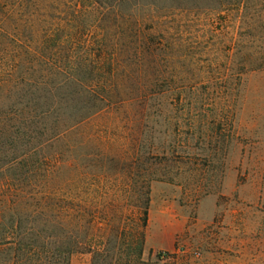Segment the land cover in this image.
<instances>
[{
    "label": "rangeland",
    "instance_id": "rangeland-1",
    "mask_svg": "<svg viewBox=\"0 0 264 264\" xmlns=\"http://www.w3.org/2000/svg\"><path fill=\"white\" fill-rule=\"evenodd\" d=\"M117 1L121 16L103 23L93 3L0 4V184L28 178L61 197L72 181L75 206L0 211V264H264V71L234 60L264 51L263 34L234 0ZM101 28L106 55L123 61L108 79L122 104L71 130L75 63L86 41L96 52ZM137 30L157 41L153 68L129 57ZM113 215L125 219L119 237L102 219ZM81 216L95 220L79 228ZM104 248L113 261L94 263Z\"/></svg>",
    "mask_w": 264,
    "mask_h": 264
},
{
    "label": "trees",
    "instance_id": "trees-1",
    "mask_svg": "<svg viewBox=\"0 0 264 264\" xmlns=\"http://www.w3.org/2000/svg\"><path fill=\"white\" fill-rule=\"evenodd\" d=\"M13 0H0L1 3H10ZM22 4L25 0H14ZM38 1V0H37ZM44 4H47L49 8H54L58 0H42ZM76 6H84L86 3H93L102 6L106 9L102 15L99 17L101 23L105 22L109 15L114 14L115 16H121L118 12V1L117 0H76ZM233 4L236 7V10L240 14L243 22L248 26L253 25L252 28L255 29L258 33L263 34L264 39V0H234L227 2ZM57 27V26H56ZM152 28V27H151ZM58 29H50L48 32L49 41L53 42V46H56L57 43L54 42V35ZM102 31V28L100 29ZM139 30V29H138ZM138 32L139 35L136 42H139V49L137 53L129 55L130 59L139 64V66H148L154 67L157 61L158 47L157 41L152 34H146ZM46 32V33H47ZM105 31L103 29L102 34H98L99 37L94 41V46L96 45V52L91 53L90 47L91 42L86 41L84 54L79 55L75 63V68L73 71L72 81L76 85V98L78 100L77 104L74 105V116L75 121L74 125L71 128H76L85 120L90 117L115 107L117 104L121 105L122 100L119 99L120 90L115 85H109L108 79L112 78L113 73L117 71V68L121 66L123 62L118 55L112 53L110 56H107L108 45L106 43ZM53 38V39H52ZM240 47L243 45L242 41L239 43ZM89 49V50H88ZM234 60L239 63L241 66V73L260 70L264 71V51L259 48L253 53H243L239 52L235 56ZM71 80V79H69ZM76 108V109H75ZM75 126V127H74ZM69 129V131H70ZM72 130V129H71ZM67 172H71V166H66L64 168ZM30 173V171L21 170L20 176H35L40 172V169H35ZM17 172V176L19 174ZM16 175V174H15ZM71 180V179H70ZM72 181H68L63 184L60 189L62 192L61 197H45L44 193L47 186L37 184L35 181L30 179H24L22 181L18 180L17 182L10 183L6 182L0 184V211L5 213L20 214L27 211H43V212H56V211H69L72 210L75 206L71 199L65 197L64 194L70 195L72 193ZM149 196L146 195V198L142 201V215L140 220V227L136 228V232L133 235L135 237L136 247L138 249L136 262L141 263V255L143 251V246L145 243V232L144 229L147 226L148 222V208H149ZM107 224H113V230L116 237L122 235L123 230L121 224L125 219L117 215L112 217H103L102 218ZM88 224V228L93 224L95 217L81 216L79 218L78 227L81 228L83 223ZM118 224L117 228L114 224ZM114 222V223H113ZM121 226V227H120ZM89 231V230H88ZM112 233V234H113ZM79 245L75 243L74 249L68 251V255L71 254ZM93 249L91 248V251ZM115 252V250H113ZM158 256H161L159 254ZM131 258V255H130ZM133 258V257H132ZM112 260L110 256V250L106 251L104 249H96L94 252L93 262L96 263L100 260Z\"/></svg>",
    "mask_w": 264,
    "mask_h": 264
}]
</instances>
